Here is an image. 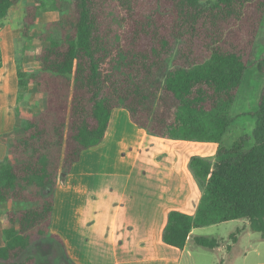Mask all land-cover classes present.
<instances>
[{
	"label": "trees",
	"instance_id": "trees-1",
	"mask_svg": "<svg viewBox=\"0 0 264 264\" xmlns=\"http://www.w3.org/2000/svg\"><path fill=\"white\" fill-rule=\"evenodd\" d=\"M20 1L0 0V27ZM48 11L59 18L38 32L48 42L36 56L42 67L27 79L19 71L20 89L34 83L41 107L18 110L20 124L1 137L7 154L0 159V264H35V256H20L44 238L60 242L50 231L59 174L102 141L118 107L152 135L218 144L212 157H191L202 196L194 215L169 213L164 242L185 249L193 229L237 219L264 236V87L255 143L224 140L264 0H36L25 9L24 37ZM239 232L230 235L236 242ZM194 240L220 246L214 236Z\"/></svg>",
	"mask_w": 264,
	"mask_h": 264
},
{
	"label": "crops",
	"instance_id": "crops-1",
	"mask_svg": "<svg viewBox=\"0 0 264 264\" xmlns=\"http://www.w3.org/2000/svg\"><path fill=\"white\" fill-rule=\"evenodd\" d=\"M19 29L11 14L0 27V159L7 154L2 135L21 122L18 110L41 98L32 82L20 89L19 71L34 70L26 44L24 56L18 50ZM217 149L215 142L152 135L127 109H113L102 141L58 177L50 231L60 237L70 264H182L188 248L200 246L194 240L198 228L185 249L164 242V229L173 210L195 214L202 189L191 157H212ZM4 226L0 215V247Z\"/></svg>",
	"mask_w": 264,
	"mask_h": 264
},
{
	"label": "rangeland",
	"instance_id": "rangeland-1",
	"mask_svg": "<svg viewBox=\"0 0 264 264\" xmlns=\"http://www.w3.org/2000/svg\"><path fill=\"white\" fill-rule=\"evenodd\" d=\"M36 0H22L10 11L12 19L19 25L22 36L18 39V50L24 56V44L30 55L31 69L38 70L40 64L36 56L42 47L48 44L38 38V32L44 29V25L59 18L56 12L48 11L41 14L37 26L31 28L29 37L23 36L24 15L26 7ZM210 1V0H204ZM22 29V30H23ZM179 44L176 45L172 58H176ZM24 60V58H21ZM29 74H26L27 79ZM264 87V21L257 36L256 48L252 62L245 74L243 83L236 95L234 104L230 109L233 122L226 133L224 140L226 145H231L242 136L248 138L246 147L255 143L254 130L256 127L259 100ZM39 95H41L38 92ZM41 98L27 108L26 113H36L41 107ZM6 144L5 141H3ZM6 209H14L17 206L6 204ZM8 209V210H9ZM5 210V209H4ZM239 228L238 241H234L230 235ZM195 232L204 236H214L220 240L221 249H210L203 246L189 247L182 264H264V236L253 231L247 219H237L218 224L207 225L195 229ZM28 255L36 257L35 264H70L59 242L44 238L32 245L21 256L24 259Z\"/></svg>",
	"mask_w": 264,
	"mask_h": 264
}]
</instances>
